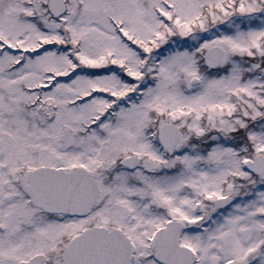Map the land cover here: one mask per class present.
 <instances>
[{
	"label": "snow or ice",
	"instance_id": "6c2138e0",
	"mask_svg": "<svg viewBox=\"0 0 264 264\" xmlns=\"http://www.w3.org/2000/svg\"><path fill=\"white\" fill-rule=\"evenodd\" d=\"M0 264H264V0H0Z\"/></svg>",
	"mask_w": 264,
	"mask_h": 264
}]
</instances>
